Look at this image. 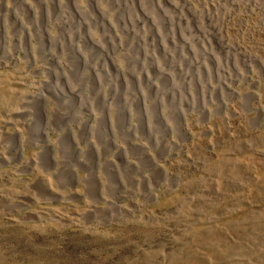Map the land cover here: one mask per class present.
I'll return each mask as SVG.
<instances>
[{"label":"rangeland","instance_id":"obj_1","mask_svg":"<svg viewBox=\"0 0 264 264\" xmlns=\"http://www.w3.org/2000/svg\"><path fill=\"white\" fill-rule=\"evenodd\" d=\"M0 264H264V0H0Z\"/></svg>","mask_w":264,"mask_h":264},{"label":"bare ground","instance_id":"obj_2","mask_svg":"<svg viewBox=\"0 0 264 264\" xmlns=\"http://www.w3.org/2000/svg\"><path fill=\"white\" fill-rule=\"evenodd\" d=\"M140 7V6H139ZM80 12V11H79ZM79 15V14H78ZM144 16L146 17L145 19H147V16H146V14L144 13ZM170 24V23H169ZM153 25V24H152ZM123 26V25H122ZM151 27V26H150ZM153 28V27H152ZM200 28V27H199ZM139 29V28H138ZM128 32V31H127ZM88 39L92 42V43H95L94 41H93V39L90 37V36H88ZM222 43V42H221ZM188 46H189V44H188ZM208 50V49H207ZM207 52V51H206ZM214 58V57H213ZM69 90V89H68ZM62 91V90H61ZM70 91V90H69ZM72 94V93H71Z\"/></svg>","mask_w":264,"mask_h":264}]
</instances>
